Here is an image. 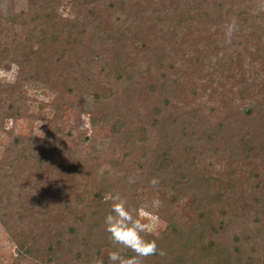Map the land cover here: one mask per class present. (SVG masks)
<instances>
[{
	"label": "trees",
	"instance_id": "16d2710c",
	"mask_svg": "<svg viewBox=\"0 0 264 264\" xmlns=\"http://www.w3.org/2000/svg\"><path fill=\"white\" fill-rule=\"evenodd\" d=\"M135 1L137 0H26L27 23H25L26 14H22L20 20L13 15L7 20L0 18V25L4 27L0 31V63L13 61L17 67L15 85L20 86V89L24 83L32 82L55 91L64 89L70 95L77 90H83V87L92 90L94 88L91 84L92 80L85 75L76 77L70 85L64 84V88H58L55 85L57 80L54 79L57 69L65 66L67 70L72 68L71 61L69 59L67 61V54L74 59L75 56L80 57V55L83 57L91 55L92 58L95 53H106L108 41L112 46V43L117 45L118 40H125L124 33L118 34L117 28L128 33L134 32V28L136 32L147 30L151 33L155 25L151 20L149 24L142 18V12L137 8ZM208 2L213 3L214 7L207 11L201 10L203 5L208 7L205 5ZM171 3L175 4L179 9L178 14H181L177 15L176 19L185 25L195 26L196 32L200 26L212 27L220 31L234 19L238 25V31L233 35L234 40L236 41L235 37L249 34L246 37L254 41L251 47H257L255 54H258V57L255 60L264 62V12L259 0H171ZM62 8L69 9L68 15L60 12ZM14 27L20 28V34L14 33L8 41L3 40V33H12ZM114 29L115 33L112 31ZM215 35L218 33L206 35L208 43L212 44L211 40ZM112 40L115 42H110ZM257 43H261L260 46ZM199 44L201 43L196 39L190 45L186 42L180 44L183 49H190L187 60L191 66V73L196 78L200 74L195 68L197 64H200L199 69L204 68L202 60H198L197 56L209 58L208 50L198 47ZM153 48L160 56L162 54L161 60L155 59L152 62L155 63L154 68L162 72L165 71L164 67L169 66L164 57L168 56L167 53L173 55L174 52L178 54V51L182 53L180 49L174 50L175 42L171 43L173 50L162 52L157 47ZM119 54L120 52L114 53L111 59L116 61ZM232 58L234 57H225L214 72L207 70L206 78L209 79L215 74L214 81L219 79L217 84L224 85L222 82L225 76L230 74L232 77L238 76L237 79H241V83L245 86L247 80L243 78L245 71L242 68L240 55H237L239 61L235 64ZM233 69L236 73L232 71ZM114 71L116 72V69ZM158 82L148 79L142 97L144 104L139 102L130 112L106 113L98 108L90 114L91 129L100 130L101 135L106 133L104 136L110 139V151L119 141H122L124 148L129 151L121 158L120 156L96 157L98 154L94 143L88 144L90 152L81 155L82 157L77 160L85 163V166L81 167L83 170L88 164L92 165L98 176L94 181L84 184V193L89 197L83 196L77 201L79 206L84 207L79 213L71 210L69 200H66V203L64 202L66 217L64 221H60L59 215L53 218L46 206L40 205L39 202L38 214L42 218L39 223L43 220L46 224L51 222L44 233L42 232L43 235L39 240H35L34 236L28 239L24 234H19L8 226L5 220L0 219L6 226L9 236L13 239L18 238L20 257L23 259L34 257L35 264H50L57 258L65 259V255L74 253V249L77 248L73 257L83 264H95L100 258H103L104 264H110L108 252L117 249L113 248L108 234L104 231L103 218L108 211L105 194L114 186L112 173L118 168L119 170L126 168L127 162L138 152L141 154V159L147 163L150 174L145 186L161 193L158 196L162 202L160 207L166 210L171 200L183 196L189 199L191 211L193 208V215L185 222L178 223L169 215L167 231L156 240L158 250H162L164 254L160 255L158 252L150 255L143 259V264H264V258L254 256L253 249L247 250L252 244L250 236L253 232V227L247 219H253V222L260 224L264 221V191L261 187L264 180V171H262L264 169V85L258 91V96L263 102L260 107L261 117L257 118L253 115L252 107L242 111V119L259 125L260 133L253 132L249 128L244 131L239 126L235 127L234 123V126L231 125L232 128L228 129L226 137L232 148L215 150L218 155L221 153L220 155L238 157L244 161L260 156L258 157L260 166L251 168L250 179L248 180L249 176L244 179L245 183L251 180L250 185L245 188L234 181L226 184L216 183L214 187V179L202 178L197 173L195 163L200 153L197 144L203 139L211 144L221 125L211 132L210 120L206 119L208 132L200 135L197 131V123L200 121L202 128L203 124L199 112L194 107L183 115L177 110L169 109L167 105L166 96L177 81L171 80L162 84L160 79ZM17 86L14 91H18ZM239 93L243 94L244 98L249 94L248 89L245 88L244 91L239 90ZM100 99L101 96L96 93L95 100L98 102ZM23 109L22 105L11 106L9 118L23 117ZM10 141L9 152L6 154L11 158H5L0 164V210L3 202L10 200L13 194L11 191L16 187L17 177L24 166L26 167L28 160L46 162L48 159H53L46 152L48 149L51 153L52 149V144H49L47 139L12 136ZM233 151L235 153L232 154ZM69 157L71 154L67 155V159ZM102 161L108 163L109 169L100 168L103 167L100 164ZM75 174L78 176L72 170V176ZM227 176L230 177L229 173ZM153 177L159 179L156 187L149 183ZM247 189L254 191L248 194ZM133 190L136 192V189H132V193ZM16 195L18 202L19 193ZM130 199L127 200L128 204L138 208L139 206ZM24 210L25 205H20V214ZM12 212L13 209L9 208L8 213ZM258 232H256L257 236H259ZM34 233L36 234L35 230ZM142 235L145 238L144 233ZM41 239H45V245ZM145 239L153 240L148 235ZM39 244H42L40 250L35 249ZM64 247L68 249L69 254L64 253ZM119 250L125 257L134 255L128 249ZM58 264H63V260Z\"/></svg>",
	"mask_w": 264,
	"mask_h": 264
},
{
	"label": "rangeland",
	"instance_id": "374dc122",
	"mask_svg": "<svg viewBox=\"0 0 264 264\" xmlns=\"http://www.w3.org/2000/svg\"><path fill=\"white\" fill-rule=\"evenodd\" d=\"M259 1L264 12V0ZM135 4L142 12V18L146 19L149 24L150 20L154 23L155 26L151 33L147 30L146 32L145 30L136 32L135 28L134 32L128 33L125 32L126 30L119 31L120 29L117 28L118 34L124 33L125 40L117 39L119 43L117 45L112 43V46L108 41L109 45L107 44L105 55L99 52L93 54L92 58L91 55L88 57L80 55L73 59L67 54V61L68 59L71 61L72 68L67 70L65 66L57 69L54 79L57 80L55 85L58 88H64L65 85L73 83L76 77L85 75L92 80L91 84L94 87L92 90L83 87V90H77L70 95L64 89L55 91L32 82L24 83L20 89V86L15 85L17 67L13 61L7 60L5 63H0V164L5 158H11L6 152H9L8 147L12 136L47 139L48 143L52 144L51 153L48 149L46 152L53 159H48L46 162L28 160L26 167L24 166L21 174L17 177L16 187L11 191L13 194L10 200L4 201L1 206L0 219L5 220L8 226L18 231L19 234H24L28 239L34 236L35 240H39L43 231L51 225V222L46 224L44 220L39 223L42 220L38 214L39 202H41L40 205L46 206L48 213L53 218L59 215L60 221H64L66 217L67 211L64 204L66 200H69L71 210L74 212L79 213L84 208L77 202L83 196L84 198L89 197L84 193L83 186L85 183L94 181L98 176L92 165L88 164L83 170L81 167H84L85 163L82 160H77L82 157L81 155L90 152L88 144L94 143L95 151L98 154L96 157L117 158L120 156L119 158H121L122 155L127 154L129 150L124 148L122 141L116 142L111 151L109 150L110 139L105 138L104 134L106 135V133L101 135L100 130L91 129L90 114L98 108L106 113H125L130 112L139 102L144 104L142 97H144V87L149 78L154 82L161 79L162 84L171 80L177 81L166 96L167 105L170 107L169 109L177 110L183 115L194 107L199 112L203 124L202 128L200 121L197 123V131L200 135L208 132L206 119L210 120L211 132L221 125V129H218L219 132L211 144L204 139L197 144L200 153L196 157L195 166L197 173L202 178L214 179V187L216 183L226 184L234 181L237 182V185L246 188L251 183V180L245 183L248 176V180L250 179V169L260 166L258 160L260 156L244 161L238 157L220 155L221 153L218 155L215 151L216 149L217 151L223 150L226 147L227 149L232 148L226 137L228 129H231V125L234 123L235 127L239 126L244 131L249 128L253 132L260 133L259 125L248 123L250 120L242 119V111L247 107L253 108L255 117H261L260 107L263 103L258 96V91L264 85V62L255 60L258 57V54H255L257 47H251L254 41L252 38L246 37L249 34H243L239 38L235 37L236 41L232 38L231 43H226L225 29L216 31L212 27L202 26L201 28L200 26L196 32L195 26L179 22L176 16L181 14H178L179 9L171 3V0H137ZM205 5L208 7L203 5L200 9L207 11L214 7L211 2L205 3ZM27 12L26 0H0V18L2 20H7L12 15L20 20V16L26 14L25 23H27ZM60 12L63 15H68L69 9L63 10L62 8ZM2 28L4 27L0 25V31ZM112 31L115 33V29ZM14 33L20 34V28L14 27L10 34L3 33V40L8 41V38H11ZM209 33H218L211 40L212 44L206 40V35ZM257 35L258 33L255 34V36ZM195 39L201 43L198 47L208 50L209 56L208 59L202 58V55L201 57L197 56L198 60H202L204 66L199 69V63L197 66L195 65L196 67L193 65L200 73L197 78L191 73V66L187 60L190 49L185 50L180 45L181 42H186L188 45L193 44ZM173 42L176 43L174 50L180 49L182 53L179 51L178 54L174 52V55L170 52L167 53L168 56L164 57L169 64L168 68L162 67L165 69L164 72L156 70L155 63L152 62L155 59L161 60L162 54L160 56L153 47H157L162 52L169 51L173 50L171 49ZM116 52H120V54L115 61L111 58ZM237 55H240L242 68L245 71L243 77L247 80L245 86L241 83V79H237L238 76L232 77L230 74L225 76L222 82L224 85L217 84L219 79L214 81L215 74L209 79L206 78L205 72L207 70L214 72L225 57H234L231 60L234 64L237 63L236 61H239L236 58ZM232 71L236 73L234 69ZM16 86L19 87L18 91H14ZM244 88L248 89L249 93L246 98L239 93V90L244 91ZM96 93L101 96L98 102L95 100ZM20 105L24 106L22 110L24 116L17 119L9 118L10 107H19ZM233 153L235 152L233 151ZM70 154L71 157L67 159V155ZM100 164L103 166L100 167L101 169H109L107 162L102 161ZM72 170L78 176L76 174L72 176ZM228 173L230 177L227 176ZM149 177L147 163L141 159V154L136 152L127 162L126 168L120 170L118 168L112 173L114 186L110 190L119 191L127 200L132 195L130 200H133L139 206L138 208L143 207L148 213L154 214L144 217V222L155 225V230L150 228L144 235L145 238L148 235L154 240H159L167 231L169 215L178 223L185 222L193 215V208L191 211L189 199L183 196L171 200L166 210L162 207L153 208L151 201L161 193L145 186L146 179ZM261 187L264 191V180ZM132 189H136V192L133 190L132 193ZM253 191V189H247L248 194ZM17 193H19L20 199L18 202ZM22 204L25 205V210L20 214L19 208ZM9 208L13 209L11 214L8 213ZM154 216L159 217V223L154 220ZM247 220L253 227L250 236L252 244L248 246L247 250L253 249L254 256L264 258V221L260 224L253 222V219ZM33 233L34 235H31ZM17 239L9 236L6 226L0 220V264H35L34 257L27 259L20 257ZM41 240L45 245V239ZM32 245L30 247H33ZM41 245H36L35 249L41 248ZM244 245L246 246V244ZM76 251L77 248L74 249V253L69 254L68 249L64 247V253L69 255H65V259L57 258L50 264H58L61 260H63V264H83L73 257Z\"/></svg>",
	"mask_w": 264,
	"mask_h": 264
},
{
	"label": "clouds",
	"instance_id": "9594fccd",
	"mask_svg": "<svg viewBox=\"0 0 264 264\" xmlns=\"http://www.w3.org/2000/svg\"><path fill=\"white\" fill-rule=\"evenodd\" d=\"M238 31V25L233 19L225 25V42L231 43L233 34ZM15 67V66H14ZM150 185L156 187L159 179L153 177L149 181ZM105 200L108 203V211L103 218L104 231L108 234L113 248L108 252V261L110 264H143V259L157 254L163 255L162 250H158L156 240H146L143 233L150 228L155 230V225L144 222V217L153 216L145 208H135L128 204L127 198L119 191H110L105 194ZM161 200L158 196L151 201V206L158 209L161 206ZM154 220L159 223V217L154 216ZM119 249L131 250L134 255L125 257ZM95 264H104L103 258L97 259Z\"/></svg>",
	"mask_w": 264,
	"mask_h": 264
}]
</instances>
